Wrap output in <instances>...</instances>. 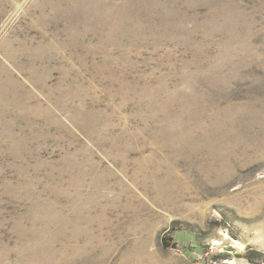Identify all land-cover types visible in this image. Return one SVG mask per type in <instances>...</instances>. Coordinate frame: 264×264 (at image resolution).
<instances>
[{"label": "rangeland", "instance_id": "rangeland-1", "mask_svg": "<svg viewBox=\"0 0 264 264\" xmlns=\"http://www.w3.org/2000/svg\"><path fill=\"white\" fill-rule=\"evenodd\" d=\"M0 264H264V0H0Z\"/></svg>", "mask_w": 264, "mask_h": 264}, {"label": "trees", "instance_id": "trees-1", "mask_svg": "<svg viewBox=\"0 0 264 264\" xmlns=\"http://www.w3.org/2000/svg\"><path fill=\"white\" fill-rule=\"evenodd\" d=\"M185 231L187 233H194L195 232V228L193 226H189L186 225L184 228L179 227L177 230H173V233H170L167 235V237L163 238V244L165 247H171L174 243V246L179 245V244H175V240H174V236H175V232H182ZM178 243V242H176Z\"/></svg>", "mask_w": 264, "mask_h": 264}]
</instances>
